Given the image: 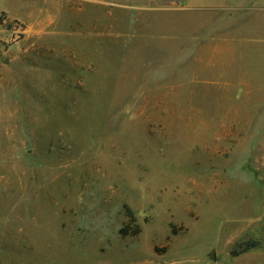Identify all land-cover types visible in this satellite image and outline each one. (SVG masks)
<instances>
[{
  "label": "rangeland",
  "instance_id": "obj_1",
  "mask_svg": "<svg viewBox=\"0 0 264 264\" xmlns=\"http://www.w3.org/2000/svg\"><path fill=\"white\" fill-rule=\"evenodd\" d=\"M263 8L0 0V264H264Z\"/></svg>",
  "mask_w": 264,
  "mask_h": 264
},
{
  "label": "crops",
  "instance_id": "obj_2",
  "mask_svg": "<svg viewBox=\"0 0 264 264\" xmlns=\"http://www.w3.org/2000/svg\"><path fill=\"white\" fill-rule=\"evenodd\" d=\"M250 1L252 0H186V2H188L189 4L190 3H196L198 5L211 4L212 6L215 7L231 9V11L237 10L238 7H243L245 4L249 3ZM235 7L237 8L235 9Z\"/></svg>",
  "mask_w": 264,
  "mask_h": 264
},
{
  "label": "trees",
  "instance_id": "obj_3",
  "mask_svg": "<svg viewBox=\"0 0 264 264\" xmlns=\"http://www.w3.org/2000/svg\"><path fill=\"white\" fill-rule=\"evenodd\" d=\"M3 21V19H2ZM260 246V243L258 241H246L239 245L240 250L238 252H233V255H240L242 253H246L252 249H256Z\"/></svg>",
  "mask_w": 264,
  "mask_h": 264
},
{
  "label": "water",
  "instance_id": "obj_4",
  "mask_svg": "<svg viewBox=\"0 0 264 264\" xmlns=\"http://www.w3.org/2000/svg\"><path fill=\"white\" fill-rule=\"evenodd\" d=\"M212 258H215V254L214 253L212 254Z\"/></svg>",
  "mask_w": 264,
  "mask_h": 264
}]
</instances>
